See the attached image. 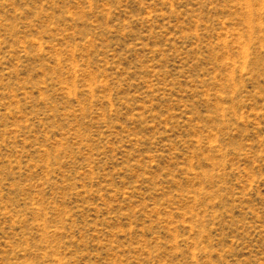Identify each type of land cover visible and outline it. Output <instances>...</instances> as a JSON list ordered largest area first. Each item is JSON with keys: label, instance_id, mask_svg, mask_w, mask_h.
<instances>
[{"label": "rangeland", "instance_id": "374dc122", "mask_svg": "<svg viewBox=\"0 0 264 264\" xmlns=\"http://www.w3.org/2000/svg\"><path fill=\"white\" fill-rule=\"evenodd\" d=\"M0 264H264V0H0Z\"/></svg>", "mask_w": 264, "mask_h": 264}]
</instances>
